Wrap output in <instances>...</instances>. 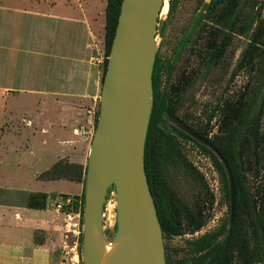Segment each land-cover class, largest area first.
Listing matches in <instances>:
<instances>
[{
	"label": "rangeland",
	"instance_id": "obj_1",
	"mask_svg": "<svg viewBox=\"0 0 264 264\" xmlns=\"http://www.w3.org/2000/svg\"><path fill=\"white\" fill-rule=\"evenodd\" d=\"M221 6L215 0H175L169 13L166 5V12L158 16L161 29L156 34V94H152V102L154 98L156 102L168 106L174 115L171 124L191 137L172 134L174 138L171 143L160 129H156L152 135L154 145L158 143L160 147L155 162L160 180L188 210L187 216L181 215L177 219V234H163L166 264L188 263L192 256V242L218 229L230 215V191L226 193L224 190L214 164V159L219 157L213 151L214 147L195 143L188 130L202 134L204 139L215 142L224 140L223 106L226 103H244L251 95L258 81L260 63L257 60L247 63L243 55L255 25L264 17V0H244L232 30H221L218 14ZM252 17L254 20L250 24ZM213 45L222 46V53L217 62L208 67L207 59ZM31 102L22 96H0L2 196L9 189H27L32 186L29 181H24V177H29L30 167L27 164L29 122L26 111L30 109ZM71 104L72 101L63 99L57 105L65 110ZM97 116L96 112L95 120ZM255 143L258 146L254 153ZM89 144L84 147L82 163L66 159L55 161L64 160L81 166L78 182L82 184V191V170L87 162ZM234 156L236 164L233 168L244 175L243 186L247 192V198L239 211L242 232L248 241L251 264H264V96L257 140L245 139L242 155L238 158L234 153ZM68 173L76 175L73 168ZM74 182H49L46 186L56 191H72ZM104 207V235L111 240L116 218L114 191L108 195ZM253 214L262 224L261 229L251 224L250 217ZM76 227L79 233L77 236L69 234L67 246L62 249L63 264H82L81 215ZM227 264H242L235 249Z\"/></svg>",
	"mask_w": 264,
	"mask_h": 264
},
{
	"label": "crops",
	"instance_id": "obj_2",
	"mask_svg": "<svg viewBox=\"0 0 264 264\" xmlns=\"http://www.w3.org/2000/svg\"><path fill=\"white\" fill-rule=\"evenodd\" d=\"M107 0H0V96L30 99L27 189L0 192V264H63L79 233L82 184L54 190L38 175L56 160L82 163L99 106ZM73 102L67 109L60 100ZM37 167V168H36ZM1 190V189H0ZM51 193L43 199L31 195ZM62 194L75 208L54 207ZM32 204H43L29 206ZM68 205V204H67ZM68 213V215H66Z\"/></svg>",
	"mask_w": 264,
	"mask_h": 264
},
{
	"label": "water",
	"instance_id": "obj_3",
	"mask_svg": "<svg viewBox=\"0 0 264 264\" xmlns=\"http://www.w3.org/2000/svg\"><path fill=\"white\" fill-rule=\"evenodd\" d=\"M168 0H122L99 97L83 183L82 264H166L163 235L144 169L152 106L158 19ZM207 145L212 147L208 142ZM230 216L235 189L228 164ZM114 188L115 232L104 235L107 189ZM114 244L103 261L105 245Z\"/></svg>",
	"mask_w": 264,
	"mask_h": 264
},
{
	"label": "trees",
	"instance_id": "obj_4",
	"mask_svg": "<svg viewBox=\"0 0 264 264\" xmlns=\"http://www.w3.org/2000/svg\"><path fill=\"white\" fill-rule=\"evenodd\" d=\"M121 1L122 0H107L105 8L102 79L114 29L119 15ZM174 1L175 0H168V13L170 12ZM215 3L222 4L218 13L221 30H232L238 20L244 0H215ZM253 20L254 18L252 17L249 21L250 24L253 23ZM213 46L214 48L210 52L207 59L208 67L213 66L222 53V46ZM243 58L247 63H251L254 60H257L260 63L257 70L258 81L253 87L252 93L246 102H238L237 105L226 103L223 106L222 128L225 132L224 140L215 142L211 139H206L207 142H209L212 147H214L222 155V158L229 166L235 189V211L233 217L231 218L229 215L226 222L220 225L218 229L203 234L192 242V256L186 264H227L234 249L237 251L242 264H251L252 262L249 253L248 241L242 232V223L239 213L240 207L247 198V192L243 186L244 175L240 171L234 169L233 165L236 164L234 161V153H236L238 158L243 153L244 140L251 138L256 141L258 136L260 108L264 96V17L255 25V28L250 35ZM156 70L157 67L155 58L151 76L153 89L156 80ZM159 108H162L164 113L168 112V109L165 108L164 104L157 106L154 102H152L144 144V169L155 204L162 235L165 232L177 234L179 232L177 219H179L181 215L187 216L188 210L185 205H183L181 201L169 192L162 184L159 171L155 164L157 153L155 145L152 141V135L156 129L155 126L158 122L157 118H162V114L159 113ZM164 137L167 141L171 138L167 131L164 132ZM257 146V143L253 145L254 153L256 152ZM214 164L223 183L224 190L227 193L229 190V177L224 163L216 157L214 159ZM71 168L74 169L76 175L68 173ZM79 168H81V166L68 163L64 160L63 162L59 160L53 163L48 169L41 172L38 175V178L45 180L65 179L78 182L80 181L79 178L81 175V169ZM85 172L86 165L82 170L83 180L85 178ZM113 190V187H109L107 189L106 199ZM34 196L45 201L46 199L51 198L52 195L51 193L41 192L31 195V199L34 198ZM68 196L69 195L67 194L60 195L62 199ZM80 200V215L82 216L83 191L80 194ZM29 206H39L40 208H43L45 205L29 203ZM72 208H75V205H66L64 209L69 211ZM250 222L255 228H262V224L254 216V214L250 217Z\"/></svg>",
	"mask_w": 264,
	"mask_h": 264
},
{
	"label": "flooded vegetation",
	"instance_id": "obj_5",
	"mask_svg": "<svg viewBox=\"0 0 264 264\" xmlns=\"http://www.w3.org/2000/svg\"><path fill=\"white\" fill-rule=\"evenodd\" d=\"M154 93V89L152 87V94ZM156 94V92H155ZM155 94L153 96H155ZM153 102L157 105V106H160L161 104H163L162 102H156V100L154 101V98H153ZM166 109H168V114L167 113H164V111L162 110V108H159V113L162 114V118H157L158 119V122L155 126L156 129H160L162 130V134L164 136V132L167 131L169 136L171 137L168 141L169 142H173V136L174 135H179V136H186L187 138H191V137H188L187 135H185V133H183L180 129L176 128L174 125L171 124L170 120L173 118V112L169 109L168 106L164 105ZM170 115V116H169ZM155 129V130H156ZM188 132L190 133V135L193 137V141L195 143H198V144H203L205 143L206 139L203 138L202 134L200 133H197L195 131H191V130H188ZM174 134V135H172ZM206 144V143H205ZM155 148H156V153L158 152V149L160 148L159 147V144L156 143L155 144Z\"/></svg>",
	"mask_w": 264,
	"mask_h": 264
},
{
	"label": "bare ground",
	"instance_id": "obj_6",
	"mask_svg": "<svg viewBox=\"0 0 264 264\" xmlns=\"http://www.w3.org/2000/svg\"><path fill=\"white\" fill-rule=\"evenodd\" d=\"M164 12H166V5L163 6V8L161 10V14H163ZM113 247H114V244L112 242H109L108 244L105 245L104 253H103V261H105L107 259L108 255L111 253Z\"/></svg>",
	"mask_w": 264,
	"mask_h": 264
},
{
	"label": "built area",
	"instance_id": "obj_7",
	"mask_svg": "<svg viewBox=\"0 0 264 264\" xmlns=\"http://www.w3.org/2000/svg\"><path fill=\"white\" fill-rule=\"evenodd\" d=\"M70 203H71V201H70V199H68V198H59V199H57L56 201H55V204H54V207L56 208V209H59V210H61L62 208H63V206H64V204H68V205H70ZM105 209H104V211H103V217H104V215H105ZM66 215H68V213H66Z\"/></svg>",
	"mask_w": 264,
	"mask_h": 264
}]
</instances>
